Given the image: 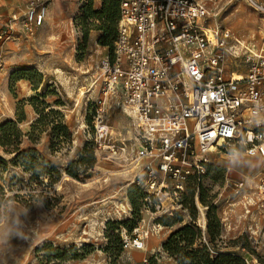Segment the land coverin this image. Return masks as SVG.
Returning <instances> with one entry per match:
<instances>
[{
	"label": "rangeland",
	"instance_id": "rangeland-1",
	"mask_svg": "<svg viewBox=\"0 0 264 264\" xmlns=\"http://www.w3.org/2000/svg\"><path fill=\"white\" fill-rule=\"evenodd\" d=\"M28 1L0 0V33L10 36L0 44V125L23 118L17 129L34 141L25 137L20 147L35 148L45 170L39 180L30 179L13 165V155L0 148L7 162V170L0 172V264H151V259L175 264L162 245L172 233L195 223L205 230L193 250L205 246L211 259L230 252L245 264H264V194L258 188L264 159L241 151L212 153L204 173L188 182L174 217L145 211L132 177L121 174L118 162L97 152L94 144L97 65L113 39L100 44L105 36L101 22L88 18L86 10L100 11L102 0H50L43 24L26 37L10 18L22 16ZM201 1L208 12L204 26L229 29L244 46L264 48L263 12L246 0ZM229 67L245 71L241 59H230ZM43 107L45 115L53 110L62 117L49 114L37 125L35 108ZM104 109L114 141L135 142L134 124L122 100L108 99ZM61 123L66 134L52 129ZM53 135L68 136L55 140ZM86 145L95 158L90 177L73 179L65 171L79 161ZM83 157L88 160L87 154ZM84 167L78 166L79 171ZM52 168L59 171L58 179ZM238 181L244 187L235 193ZM137 228L148 232L144 249H123L121 232L136 237Z\"/></svg>",
	"mask_w": 264,
	"mask_h": 264
},
{
	"label": "built area",
	"instance_id": "built-area-1",
	"mask_svg": "<svg viewBox=\"0 0 264 264\" xmlns=\"http://www.w3.org/2000/svg\"><path fill=\"white\" fill-rule=\"evenodd\" d=\"M48 1L29 0L11 22L32 37ZM246 1L264 13L262 2ZM207 15L201 0H121L112 50L97 65L96 151L130 173L148 213L171 216L212 153L264 159V48L243 46L229 29L204 26ZM5 38L8 31L0 33V44ZM230 59H241L245 71L230 68ZM111 98L122 100L136 143L114 141L104 109ZM259 177L264 194V174ZM243 187V181L233 185L235 193ZM135 234L121 232L123 249H144L148 232Z\"/></svg>",
	"mask_w": 264,
	"mask_h": 264
},
{
	"label": "trees",
	"instance_id": "trees-1",
	"mask_svg": "<svg viewBox=\"0 0 264 264\" xmlns=\"http://www.w3.org/2000/svg\"><path fill=\"white\" fill-rule=\"evenodd\" d=\"M121 0H102V7L100 11L91 12V9L87 8L86 13H88V18H93L98 22H101V27L99 28L105 34L101 37L100 44L103 46L109 45V41L105 39L112 38V44L108 52L112 50L113 41L116 38L117 26L119 21V5ZM92 0H89L91 4ZM106 37V38H104ZM35 101L34 99H32ZM32 102V101H31ZM34 106V104H33ZM47 107H43L42 110L35 111L38 115V120L35 122L37 125H42L44 120L49 114H54L62 117L57 111L50 110L47 115L44 114V110ZM23 118H19L17 122L8 121L0 125V148L4 153L8 155H13L12 163L16 167H20L23 172L30 174V179L33 177L36 181L39 180L41 175L44 173L45 168L42 167L41 155L35 148L21 149L20 145L22 140L27 137L30 141H34L32 135L22 133L17 129V123H21ZM45 125V123L43 124ZM55 131H59L63 134L67 133L66 127L63 123L60 125L53 126L52 128ZM55 140L59 139L60 136L68 135H53ZM89 146L86 145L82 149L81 157L78 162L70 163L69 168L66 169L65 173L67 176L78 179L80 175H83L84 178H89V170L93 167L95 163V158L93 156V151L88 149ZM84 154L88 155V160L84 158ZM84 165V169L79 171L78 166ZM75 166V167H74ZM73 167V168H72ZM7 170L6 160L0 156V172ZM51 172L56 176V179L59 177V171L55 168L51 169ZM191 177L189 181L192 179ZM54 180V182L56 181ZM30 181V180H29ZM188 181V182H189ZM188 184V183H187ZM138 189L134 185V189ZM139 190V189H138ZM140 191V190H139ZM141 192V191H140ZM186 195V194H185ZM143 193L141 192V199ZM185 199V196H184ZM183 199V201H184ZM182 201V202H183ZM176 212V211H175ZM173 213L171 216L163 215L165 217L172 218L176 213ZM215 219V218H214ZM168 220L164 218V221ZM163 221V222H164ZM172 221V219H169ZM205 230V226L201 227L195 223L192 227L186 225L180 230L172 233L167 240L162 245V250L167 257L174 259L175 264H245L244 260L237 254L230 252L218 253L214 259L210 258V254L207 251V248L203 246L201 250H193L195 240H200V233ZM209 236L213 238V234L210 233ZM120 245L121 237H120ZM123 248V247H122ZM151 264H157L152 259L150 260Z\"/></svg>",
	"mask_w": 264,
	"mask_h": 264
},
{
	"label": "bare ground",
	"instance_id": "bare-ground-1",
	"mask_svg": "<svg viewBox=\"0 0 264 264\" xmlns=\"http://www.w3.org/2000/svg\"><path fill=\"white\" fill-rule=\"evenodd\" d=\"M241 43V42H240ZM242 44V43H241ZM243 46H244V44H242ZM246 47H248V48H254V46H246ZM123 109H124V111L127 113V110L125 109V107L123 106ZM121 174H123V175H127V176H129V174L130 173H128V172H126V171H121Z\"/></svg>",
	"mask_w": 264,
	"mask_h": 264
}]
</instances>
